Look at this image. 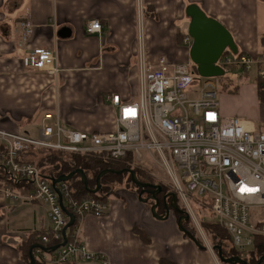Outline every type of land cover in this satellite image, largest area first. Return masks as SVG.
<instances>
[{
    "label": "crops",
    "instance_id": "obj_1",
    "mask_svg": "<svg viewBox=\"0 0 264 264\" xmlns=\"http://www.w3.org/2000/svg\"><path fill=\"white\" fill-rule=\"evenodd\" d=\"M189 4L231 33L236 52L258 57L264 51V0H0V128L35 136L43 114L50 112L65 126L113 130L114 110L102 98L105 93L128 101L137 96V22L148 57L161 52L187 61L188 49L175 35L187 32ZM25 16L33 30L22 43L18 24ZM92 19L100 20V33L85 32ZM34 47L56 52V76L23 66L22 57ZM252 88L258 101L255 83ZM259 105L260 110L244 118L256 126L264 123V105ZM219 106L223 115L238 116L229 102ZM105 202V215L83 218L80 236L89 250L105 253L108 264H214L207 247L199 248L177 228L172 212L167 219L153 217L151 205L134 189L122 186ZM50 229L44 204L10 201L0 193V264H25L17 246L30 232Z\"/></svg>",
    "mask_w": 264,
    "mask_h": 264
},
{
    "label": "built area",
    "instance_id": "obj_2",
    "mask_svg": "<svg viewBox=\"0 0 264 264\" xmlns=\"http://www.w3.org/2000/svg\"><path fill=\"white\" fill-rule=\"evenodd\" d=\"M18 26L21 42L26 43L32 23L25 16ZM84 30L90 35L100 33V20H89ZM182 43L188 49L192 38L184 34ZM137 62L136 98L122 100L117 93L103 96L114 110L115 128L111 131L65 126L50 112L43 114L35 136L0 128V144L5 147L2 164L14 179H24L30 185L21 193L0 184L2 196L10 201L44 204L51 224L49 232L59 243L69 221L64 209L74 217L69 238L68 227L64 231L63 245L49 252L36 249L37 257L47 264L89 260L108 264L105 253L89 250L80 236L83 218L105 215L107 203L73 197L66 181L56 185L60 203L40 168L18 159L21 152L32 148L112 159L131 153L133 163L149 161L163 168L192 223L201 227L193 210L207 211L206 218H213L227 231L238 251L251 250L254 238L264 237V123L256 126L248 119L223 115L213 78L198 76L190 60L180 62L164 55L150 59L141 26ZM22 64L54 76L59 72L56 52L49 48L28 50ZM217 64L223 69L241 67L247 73L256 67L255 77L264 78V53L252 57L224 52ZM260 262L264 264V259Z\"/></svg>",
    "mask_w": 264,
    "mask_h": 264
},
{
    "label": "trees",
    "instance_id": "obj_3",
    "mask_svg": "<svg viewBox=\"0 0 264 264\" xmlns=\"http://www.w3.org/2000/svg\"><path fill=\"white\" fill-rule=\"evenodd\" d=\"M185 34H187V32ZM183 35L184 34L177 35L179 43ZM260 45L264 47V34L260 37ZM263 53L264 51H262L260 54ZM194 71L196 72V69H194ZM244 72L245 75H247V72ZM254 82L256 85L258 102L264 105V78L256 76ZM4 155L5 147L0 144V184L7 185L13 190L19 191L21 193L28 191L30 185L26 180L14 179L6 170L1 161ZM18 159L20 161L32 162L36 164L40 168L42 175L49 181L61 174H67L76 169H82L86 176V185L82 182L81 177L78 173L75 174L71 179L66 181L72 189V196L78 199L94 198L105 202L107 200V197L114 193L116 191V188L120 186L130 187L134 189L136 193H139L140 188L132 183L128 171H123L121 173H117L114 171L106 172L100 177V189L97 192L91 191L90 189H93L96 186L97 175L105 169H111L115 171L131 169L134 171L135 176L138 180L153 183L145 173L148 172V170L146 168H143L144 163L136 164L131 161V153H127L126 156L117 159H112L108 157H100L98 155H79L44 148H32L21 152L18 155ZM160 185L162 186L161 192L155 194V197L158 200V205L156 206L155 211L159 215H164L165 206L163 203V195L168 189L164 185ZM147 196L149 197V200L146 203L152 205L155 200L151 197V194L147 193ZM171 201L172 197L168 196L166 198V205L169 206L171 212H174L173 214L175 216V219L178 220V218L181 216V213L170 206ZM176 205L183 210L181 203H179L177 200ZM171 212H169V214ZM203 219L204 218L199 219L200 226L204 230V232L210 234V237L208 236V238L211 241L213 249L216 251V253L218 252L219 248L222 257L228 258L237 256L245 261L246 264H261L260 259L264 257V237H255L251 250L238 251L233 247L230 237L224 228H222L215 222H206V218L205 220ZM182 226L185 229L189 230L196 237L198 242L203 244L201 239L197 238V231L193 226L190 217H188L187 219H182ZM71 229L72 225L68 227L67 238H69V231ZM182 234L187 237L185 233ZM139 235L144 242L148 241V238H146L142 233H140ZM44 238H47V241H44ZM58 243L59 241L53 238L51 232H30L27 235L26 239L17 246V249L19 251L20 258L25 264H30L29 250L31 248L32 254L35 258V263L47 264L37 257L36 249L41 248L44 252H49L51 251L50 248ZM163 262L164 261L161 260L160 264H163ZM60 264H68V262Z\"/></svg>",
    "mask_w": 264,
    "mask_h": 264
},
{
    "label": "water",
    "instance_id": "obj_4",
    "mask_svg": "<svg viewBox=\"0 0 264 264\" xmlns=\"http://www.w3.org/2000/svg\"><path fill=\"white\" fill-rule=\"evenodd\" d=\"M185 15L189 19L187 34L192 38V43L188 48V56L192 64L195 65L198 76L207 77V78L223 76L224 69L217 64V61L225 50H230L233 53H236V46L233 41V37L231 33L217 19L207 15L196 4H189L185 8ZM110 171H114L117 173L128 171L132 183H134L138 188H140V191L138 193L139 199L143 200L144 202H147V199L142 198V194L143 193L151 194V197L155 200V202L150 206V210L152 216L155 218L158 219L168 218L170 208L168 205H166V197L171 196L172 201L170 203V206H172L176 211L181 213V216L177 220V228L182 233H185L199 248H206L204 244L198 242L196 237L189 230L185 229L182 226V219L183 218L187 219L190 216L185 210H182L176 205V200H177L176 194L173 192H168L163 195L165 213L164 215L157 214L155 208L158 205V200L155 197V194L161 192L162 186L160 184H154V183L143 182L138 180L135 176L134 171L131 169H123L119 171L105 169L101 171L96 177L95 188L90 190L93 192H97L100 189V181H99L100 177L106 172H110ZM77 173L80 175L82 182L86 185V176L82 169H76L67 174H61L58 177L51 180V184L54 190L58 194L60 203H61V195L58 188L56 187L57 183L62 181H68ZM64 211L69 217V221L64 228L65 231L67 227L72 225L74 221V217L71 213H68L65 209ZM64 231H63V241L51 247L50 248L51 251L55 250L60 245L64 244L66 240ZM217 256L221 263L246 264L245 261H243L241 258L237 256L228 257V258L222 257L219 248H218ZM29 257H30V264H36L35 258L32 254V248L29 250ZM262 259H264V257H262L260 261H262Z\"/></svg>",
    "mask_w": 264,
    "mask_h": 264
},
{
    "label": "rangeland",
    "instance_id": "obj_5",
    "mask_svg": "<svg viewBox=\"0 0 264 264\" xmlns=\"http://www.w3.org/2000/svg\"><path fill=\"white\" fill-rule=\"evenodd\" d=\"M139 18H141V13H140ZM137 23L139 25H137L135 31H137V34H138V32L140 30V22H137ZM141 29H142V27H141ZM177 33L182 35V34H185L186 32H177ZM177 33L175 35L176 36V42L179 45L184 46L186 48V46L183 45V43H182V39H181L180 43L178 42V39H177L178 34ZM135 45L137 46V41L135 42ZM145 46L147 48L146 42H145ZM226 52H229V51H226ZM160 55H164V56L169 58V56L167 54H164L161 52H155V54L149 53V58L153 59V58L160 56ZM169 59L175 60V61L181 60V58H178L177 60L171 59V58H169ZM255 73H256V67H253L252 70H250L247 73V75H245V72L243 71V69L241 67H225L223 76L213 77L219 102H223V105L224 104L226 105L227 102H229L230 106L233 109H235L236 113H238V117L241 116L243 118H250L252 113L260 110L259 102L255 100V96H254V93L252 90L253 89L252 86L255 83L254 82ZM235 88H236V90H235ZM231 95H233V96H231ZM102 100H103V98H102ZM103 103H104V105L107 104L104 101H103ZM81 109L86 110L88 108L81 107ZM20 131L22 132L23 130H20ZM144 163L145 164H143L144 165L143 168H146L148 170V172H145L147 174L148 178L154 184H162L165 187H167L168 190H166V192L169 191V192L174 193V191L170 185L168 176L164 172L163 168L158 164H155L152 162L149 163V161H145ZM120 187H117L116 189H118ZM114 193H112V194H114ZM142 198H146L147 201L149 200L147 193H143ZM170 212H171V210H170ZM172 213H174V212H172ZM193 214H194L197 221L199 219H202V218H204L203 220H205V218L208 216V212L201 210V209L193 210ZM212 219L208 218L205 221L208 223H214V221ZM193 226L195 227V229L197 231V238L198 239L200 238L201 241L203 242V244L209 250L213 263L214 264H226V263H221L219 261V258L217 257V253L213 249V245L211 244V241L208 238V236L210 237V234H207L206 232H204V230L201 227H199V225L195 224L194 222H193Z\"/></svg>",
    "mask_w": 264,
    "mask_h": 264
},
{
    "label": "bare ground",
    "instance_id": "obj_6",
    "mask_svg": "<svg viewBox=\"0 0 264 264\" xmlns=\"http://www.w3.org/2000/svg\"><path fill=\"white\" fill-rule=\"evenodd\" d=\"M226 51L232 52V51H230V50H225L224 52H226ZM224 52H223V53H224ZM223 53H222V54H223ZM232 53H233V52H232ZM220 57H221V56H220ZM189 60H190V59H189ZM218 60H219V59H218ZM195 73L197 74V72H195ZM197 75H198V74H197Z\"/></svg>",
    "mask_w": 264,
    "mask_h": 264
},
{
    "label": "flooded vegetation",
    "instance_id": "obj_7",
    "mask_svg": "<svg viewBox=\"0 0 264 264\" xmlns=\"http://www.w3.org/2000/svg\"><path fill=\"white\" fill-rule=\"evenodd\" d=\"M193 68L195 69V65H193ZM167 192H169V191H167ZM167 192H165V193H167ZM165 193H164V194H165ZM166 198H167V197H166ZM163 203H164V201H163Z\"/></svg>",
    "mask_w": 264,
    "mask_h": 264
}]
</instances>
